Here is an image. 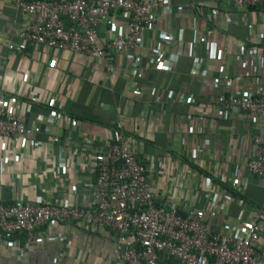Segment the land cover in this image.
Listing matches in <instances>:
<instances>
[{
	"label": "built area",
	"instance_id": "2783aa9c",
	"mask_svg": "<svg viewBox=\"0 0 264 264\" xmlns=\"http://www.w3.org/2000/svg\"><path fill=\"white\" fill-rule=\"evenodd\" d=\"M229 3L235 10L264 9V0ZM10 5L16 15L28 20L14 33L16 42L5 46L7 52L19 56L28 47H43L55 59L62 53L86 57L92 73L102 70L106 76L126 78L145 71L141 52H148L149 65L166 61L170 66L175 60L170 55L177 56L183 47L178 31L162 27L168 7L165 0H10ZM210 13L215 15L217 8H211ZM209 33H198L188 48L195 76L205 77L211 61L226 59L224 51H210ZM251 42L247 47L239 42L237 48L252 58L254 70L259 71L261 49ZM197 47L203 48L202 57H195ZM231 56L229 85L241 80V58ZM117 58L120 67L115 65ZM256 78L252 77L250 87L242 92L221 91L212 107L229 113L233 123L246 115L263 118L264 88ZM214 81L222 82L219 78ZM19 105L0 93V162L6 144L18 142L34 151L39 162L42 144L38 137L43 136L48 152L54 148L72 151L70 174L86 179L89 189V201L83 207L59 206L46 200L0 203V234L22 235L26 258L39 229L48 227L52 237H58L61 227L77 225L110 242V264H264V199L259 204L250 203L241 193L247 177L256 179L264 192V133L256 127L248 129L249 144L239 150L246 176L236 172L227 178L225 164L209 157L205 160L202 145L206 141L196 144L187 163L169 153L137 154L122 136L82 137L74 146L76 142L68 134L58 133V122L66 123L68 117L55 100L48 103L46 112L36 114L30 125L18 113ZM182 123L201 134L205 120L202 115L186 114ZM115 125L121 130L118 122ZM170 166L175 177L168 173ZM156 175L174 183V200L165 190H153ZM233 204L239 212L236 217L229 213ZM61 258L51 256L47 264H59Z\"/></svg>",
	"mask_w": 264,
	"mask_h": 264
},
{
	"label": "crops",
	"instance_id": "0c3cea01",
	"mask_svg": "<svg viewBox=\"0 0 264 264\" xmlns=\"http://www.w3.org/2000/svg\"><path fill=\"white\" fill-rule=\"evenodd\" d=\"M229 1L165 0L168 7L162 27L178 31L183 39L180 54L169 53L175 59L170 66L166 61L149 65L150 56L143 51L140 55L145 71L124 78L120 74L106 76L102 70L92 73L88 59L80 55L62 53L55 59L43 47H28L21 56L7 52L6 44L16 42L14 33L28 20L16 15L10 0H0V93L20 104L18 113L26 125L32 124L36 114L46 112L48 103L55 100L68 117V122H58V133L68 134L76 142L74 146L82 137L122 136L137 154L169 153L187 163L191 162L196 144L206 141L202 145L205 160L209 157L215 163L225 164L227 178L236 172L245 177L239 150L249 144L247 131L251 126L264 133V117L246 115L233 123L229 113L215 110L212 105L221 91L237 93L249 88L252 77L257 76L255 82L264 88V9L235 10ZM214 7L217 13L211 15L210 9ZM202 31L210 32L207 37L210 51H224L226 58L211 61L205 77L191 74L194 62L187 55L194 36ZM249 41L261 49L259 71L254 70L253 60L245 51H238L239 42L247 47ZM194 50L195 57L203 56V48ZM231 54L241 58L238 65L241 80L229 85ZM115 65L120 67V59H116ZM217 78L222 82L215 84ZM186 114L203 116L201 134L182 123ZM75 121L76 125L71 126ZM117 122L121 130L115 128ZM38 139L42 144L39 162L35 160L36 153L19 142L6 144L0 162V203L46 200L59 206H86L88 182L70 174L72 151L54 148L48 152L45 138ZM232 158L238 162L232 163ZM50 173L54 176L47 177ZM168 173L175 177L173 166ZM152 186L155 192L165 190L168 198L174 200L175 185L167 177L156 175ZM241 189L243 199L250 203L259 204L264 199L256 179L247 177V184ZM229 213L233 217L238 215L235 204L230 205ZM35 239L26 258L22 235L0 234V264H47L51 256L57 255L62 257L59 264L111 263L110 242L77 225L61 227L58 237H52L48 227H43Z\"/></svg>",
	"mask_w": 264,
	"mask_h": 264
}]
</instances>
